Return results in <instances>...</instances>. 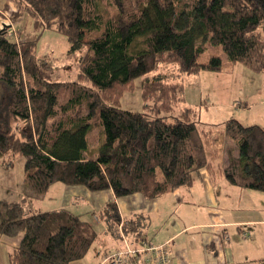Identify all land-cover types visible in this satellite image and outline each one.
Here are the masks:
<instances>
[{"label":"trees","instance_id":"1","mask_svg":"<svg viewBox=\"0 0 264 264\" xmlns=\"http://www.w3.org/2000/svg\"><path fill=\"white\" fill-rule=\"evenodd\" d=\"M4 1L35 27L65 36L71 53L84 52L75 81L51 82L41 74L47 64L39 63L37 41L11 40L0 30V153L6 168L25 159L24 199L0 201V234L22 235L10 264H74L96 242L93 226L68 210L26 213L56 183L152 200L191 186L206 169L264 193V128L234 118L201 127L196 110L184 105L182 83L227 67L219 57L200 62L208 44L230 63L264 72V0ZM161 65L174 73L150 77ZM139 78L143 110H126L122 97ZM224 137L233 143L226 165ZM99 217L118 236L117 203ZM143 225L129 219L124 232L141 241Z\"/></svg>","mask_w":264,"mask_h":264},{"label":"crops","instance_id":"2","mask_svg":"<svg viewBox=\"0 0 264 264\" xmlns=\"http://www.w3.org/2000/svg\"><path fill=\"white\" fill-rule=\"evenodd\" d=\"M11 7L17 16L18 6L14 3L4 5L0 15H5V10ZM213 75L203 71L182 78L184 105L196 110L197 119L200 118L195 108L198 105L189 97L191 90L197 89V79ZM221 104L218 101L215 105L205 102L206 109H227L224 121L206 125L220 127L229 118H237L236 114L252 111L248 100L236 103L245 108L240 112L234 111L233 105ZM252 122V125L264 128L260 121ZM5 159L6 156L0 154V201L18 203L24 199L25 159L19 158L7 168ZM46 199L49 201L44 204ZM112 201L117 203L122 221L136 217L143 220L144 229L139 242L155 246L169 243L173 257L170 264H252L264 258V193L236 187L220 171L212 175L209 170L202 169L191 186L175 189L152 200L140 194L118 199L111 190L91 192L82 186L56 183L43 198L28 202L26 213L68 210L91 224L98 238L88 254L74 264H102L105 255L116 252L123 245L99 217V212ZM21 238L22 235L6 237L0 234V264H10V252L18 247ZM131 264L138 262L135 260Z\"/></svg>","mask_w":264,"mask_h":264},{"label":"rangeland","instance_id":"3","mask_svg":"<svg viewBox=\"0 0 264 264\" xmlns=\"http://www.w3.org/2000/svg\"><path fill=\"white\" fill-rule=\"evenodd\" d=\"M4 5L5 1L0 0V9L4 10ZM12 10V7L10 10L6 9L5 15H0V30L5 29L7 32L6 36L11 40H16L17 38L19 41H37L36 56L39 59V63L47 64V66H41V74L44 79L51 82L75 81L78 73L77 64L80 58L84 55V52L77 51L71 53L70 43L65 36L54 31L46 30L41 26L35 27L34 21L29 15L19 14L18 12V15L16 16ZM9 24L12 25L14 30L12 35L10 34V32H12L10 31L11 27L6 26ZM213 57L221 58L225 64H228L227 67H225L221 75H216L218 73L214 72L204 71L214 75L210 78L206 76V78L202 77L197 79V89H192L189 96L190 99L198 105L195 108L198 110L200 117L198 118L200 119V126L207 128L208 125H206V123L222 119V121H224L227 117V109L219 110L218 107L206 109L205 102H210L215 105L216 101H218L224 105H233V110L240 112V110L245 108L238 107L236 103L241 100H248L249 105L252 107V111H244L241 115L236 114L237 118L235 119H239L244 126L252 125L251 123H254L252 121H255L256 123L257 121H260L264 127V72H252L241 63H230L227 55L223 52L221 47L208 44L206 52L200 57V62L208 63ZM174 70L175 67L172 65H161L157 72L150 74V77L159 73L173 74ZM2 87L3 106L6 104L4 92L7 93V91L3 83ZM141 94L142 78H139L135 82L134 91L127 92L123 95L121 100L122 108L141 112L143 110ZM248 95L252 96V98L247 97ZM214 127L217 129L219 126ZM231 146H233V143L224 137L221 144L223 153L220 159V162L223 165H226L227 163L226 149ZM54 198L57 197L55 196ZM48 201L49 200L46 199L44 204H47Z\"/></svg>","mask_w":264,"mask_h":264},{"label":"built area","instance_id":"4","mask_svg":"<svg viewBox=\"0 0 264 264\" xmlns=\"http://www.w3.org/2000/svg\"><path fill=\"white\" fill-rule=\"evenodd\" d=\"M10 34L14 32L12 25H8ZM17 41H19L16 38ZM125 221L118 225V237L122 240V247L116 252L109 253L103 258L102 264H131L137 261L138 264H170L172 261V250L169 243L155 246L145 244L130 238L124 232Z\"/></svg>","mask_w":264,"mask_h":264}]
</instances>
